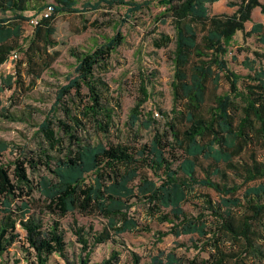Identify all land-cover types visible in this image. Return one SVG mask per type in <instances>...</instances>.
<instances>
[{"label": "trees", "instance_id": "16d2710c", "mask_svg": "<svg viewBox=\"0 0 264 264\" xmlns=\"http://www.w3.org/2000/svg\"><path fill=\"white\" fill-rule=\"evenodd\" d=\"M55 1L56 5L40 6L37 0H0V68L15 54L23 56L14 74L0 76V93L24 89V73L36 81L51 67L43 59L59 46L54 27L58 16L125 7L127 18H132L151 5L97 0L79 9L76 0ZM219 1L160 0L165 10L157 19H171L175 31L174 39L161 34L154 40L157 49L175 46L173 118L138 148L82 136L83 120L104 137L113 126L114 111L105 103L110 89L100 74L107 72L113 54L124 44L122 33L90 51L72 50L74 73L56 94L53 116L39 125L47 145L44 160L27 159L24 149V160L5 161L10 144L0 140V264L8 263L14 247L27 264H49L54 255L66 264H90L99 246L116 245L117 238L127 233L151 230L134 216L139 205L150 219L170 226L159 232L160 240L169 235L197 237L194 248L208 256H196L187 264L264 262V24L247 30L256 9L264 15V4L241 0L231 4L237 7L232 15H210V6ZM49 9V16H42ZM30 12L32 16L27 15ZM39 17L32 35L26 37L23 25ZM239 33L261 45L248 49L254 59L244 62L246 76L231 70L227 58ZM223 79L229 91L215 95L210 104V84L217 91ZM148 85L144 78L133 125L141 120L139 110L151 97ZM39 166L49 176L36 185L31 172ZM198 188L217 193L221 201L207 195L198 214L189 215L184 207ZM76 214L104 220L101 230L75 228L83 253L78 262L69 258L61 222L50 219L46 224L48 215L63 219ZM120 254L113 251L104 264H118ZM166 259V264H183L174 254Z\"/></svg>", "mask_w": 264, "mask_h": 264}, {"label": "rangeland", "instance_id": "374dc122", "mask_svg": "<svg viewBox=\"0 0 264 264\" xmlns=\"http://www.w3.org/2000/svg\"><path fill=\"white\" fill-rule=\"evenodd\" d=\"M40 6L45 4L56 5L55 0H37ZM77 8L82 9L87 2L97 0H76ZM137 2H151L150 7L136 13L132 18H127L125 7L108 8L104 7L98 11H89L82 14H64L56 18L54 27L56 28L55 39L59 46L48 50L44 55V62L51 67L46 70L41 79L33 81L31 77L24 73V89H15L0 93V140L10 144V149L5 154V161L21 158L22 152L26 149V158H43L42 151L47 149L45 140L39 132V125L48 117H52V108L56 102V94L60 86L67 83V77L74 73L76 64L72 56V50L78 53L90 51L96 46L103 45L108 38H112L119 31L124 38V44L113 54L107 72L101 73L109 86L105 103L114 111V123L110 133L104 137L94 128L88 120H83L85 128L83 134L86 139L92 141H104L106 144H125L133 148H138L148 144L155 131L164 130L168 121L173 118L172 110L174 106L173 88L174 67L173 52L174 43L167 48L157 49L155 39L161 34L175 38V31L172 20L166 22L159 21L158 15L165 10L160 4V0H135ZM264 4V0H261ZM240 4L241 0H221L210 6V15H232L237 7L231 4ZM50 11H45L42 16ZM32 12L28 16H32ZM34 18L31 22L23 25L25 36L29 37L33 33V27L40 19ZM264 24V15L260 9H256L253 14V22L247 24V30H251L254 24ZM260 49L261 45L255 38L245 39L239 33L228 55L229 67L239 75L246 76L249 70L244 62L247 58L254 59L248 49ZM23 56L18 55L17 59L10 60L0 68V76L14 74L16 62ZM237 58L236 60L233 58ZM264 65V64H262ZM144 75V76H143ZM148 79V87L151 97L149 101L140 108L141 120L133 125V109L140 96L142 80ZM1 83V79H0ZM216 91L214 86H209V103L212 104L214 96L229 91V84L223 79L219 83ZM179 105V109H181ZM59 117L62 114L59 113ZM153 122L151 128L145 125ZM57 130V128H56ZM264 154V150H262ZM31 172V171H30ZM46 168L39 166V170L31 172V178L37 185L44 177H48ZM202 177V176H201ZM240 183V181H238ZM245 189L239 193L243 195ZM209 195L214 201H221V196L206 189L198 188L196 195L190 199L184 209L189 215H197L202 208V198ZM36 199L40 198L39 192L35 193ZM134 216L141 225H149V232L127 233L117 238L118 243L112 242L99 246L92 254L90 264H104L111 258L113 251L120 252L118 264H166L167 256L174 254L183 264L192 260L196 256L206 258V253H199L194 248L197 237L182 236L176 239L169 235L163 240L159 239V232H167L170 228L167 224H161L154 219H150L141 205L133 209ZM50 219L59 220L67 244V250L71 261L78 262L79 255L83 254L75 235L77 226L94 227L101 230L104 220L95 215L83 217L80 214L69 215L63 219L56 215L46 216V224ZM22 234H24L21 231ZM11 257L7 264H27L23 260L24 254L15 247L11 250ZM155 259L159 260L155 262ZM16 260H20L17 263ZM0 262L1 259H0ZM250 264L257 263L250 260ZM49 264H66L62 258L54 255Z\"/></svg>", "mask_w": 264, "mask_h": 264}, {"label": "built area", "instance_id": "2783aa9c", "mask_svg": "<svg viewBox=\"0 0 264 264\" xmlns=\"http://www.w3.org/2000/svg\"><path fill=\"white\" fill-rule=\"evenodd\" d=\"M51 9H49L48 11H50ZM49 12L48 13H46L45 14V17H48L49 16ZM38 23V21L36 22V24ZM18 58V55L17 54H15L12 58H11V60H14V59H17Z\"/></svg>", "mask_w": 264, "mask_h": 264}]
</instances>
